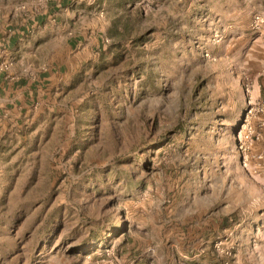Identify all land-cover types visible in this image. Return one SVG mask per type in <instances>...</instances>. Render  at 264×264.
I'll return each instance as SVG.
<instances>
[{
	"label": "rangeland",
	"instance_id": "374dc122",
	"mask_svg": "<svg viewBox=\"0 0 264 264\" xmlns=\"http://www.w3.org/2000/svg\"><path fill=\"white\" fill-rule=\"evenodd\" d=\"M49 1L65 26L16 51L28 73L61 75L18 125L0 120V264H236L237 235L264 209L235 134L252 77L206 47L236 26L235 0H0V12Z\"/></svg>",
	"mask_w": 264,
	"mask_h": 264
},
{
	"label": "crops",
	"instance_id": "0c3cea01",
	"mask_svg": "<svg viewBox=\"0 0 264 264\" xmlns=\"http://www.w3.org/2000/svg\"><path fill=\"white\" fill-rule=\"evenodd\" d=\"M55 8H59L58 11ZM61 10L60 4L53 5L49 1L45 11L25 18L16 13L9 16L4 11L0 12V63L7 56H16L14 67L8 71L0 70V120L3 123L10 118L18 125L31 108L39 109L44 102L49 101L50 88L61 75V67L54 68V71L50 70V64L41 68L40 63H37L39 68L36 73H28L34 62L29 63L26 54H19L16 48L23 42L26 33H34L30 41L38 46L41 44L39 39L50 33V28H63L65 19L57 13ZM235 10L239 17L234 29L227 30L225 26L221 29L227 36L226 40L217 47L206 43V47L210 51L215 49L216 58L227 66H231L233 61L236 77H239L238 73L250 74L252 84L248 99L245 100L246 105L248 101L264 99V34H254L248 30V22L252 16H264V0H235ZM221 17L223 16L219 19ZM223 20L226 21V17ZM26 63L29 67H25ZM1 126L0 130H3ZM255 150L264 152V130ZM261 211L260 216L253 219L249 227L243 228L236 237V264H264V212Z\"/></svg>",
	"mask_w": 264,
	"mask_h": 264
},
{
	"label": "built area",
	"instance_id": "2783aa9c",
	"mask_svg": "<svg viewBox=\"0 0 264 264\" xmlns=\"http://www.w3.org/2000/svg\"><path fill=\"white\" fill-rule=\"evenodd\" d=\"M254 33L264 32V16L255 14L249 24ZM220 37L215 34L213 43H218ZM206 59H210V51L204 53ZM13 63L3 58L0 63L1 71H8ZM264 130V99L248 101L239 130L236 133L237 149L241 154V166L249 175H261L264 179V153L254 151L253 148L261 142Z\"/></svg>",
	"mask_w": 264,
	"mask_h": 264
},
{
	"label": "water",
	"instance_id": "95a60500",
	"mask_svg": "<svg viewBox=\"0 0 264 264\" xmlns=\"http://www.w3.org/2000/svg\"><path fill=\"white\" fill-rule=\"evenodd\" d=\"M243 115H244V112H243V114H242V117H241V120H240L239 126H240V124H241V122H242ZM238 130H239V127L237 128V131H236V133L238 132ZM236 133H235V134H236Z\"/></svg>",
	"mask_w": 264,
	"mask_h": 264
}]
</instances>
